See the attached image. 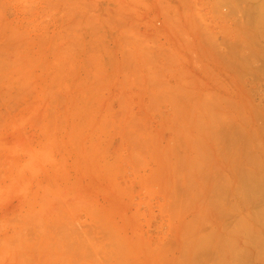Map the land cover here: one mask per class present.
Returning <instances> with one entry per match:
<instances>
[{"label": "rangeland", "instance_id": "obj_1", "mask_svg": "<svg viewBox=\"0 0 264 264\" xmlns=\"http://www.w3.org/2000/svg\"><path fill=\"white\" fill-rule=\"evenodd\" d=\"M263 19L0 0V264H264Z\"/></svg>", "mask_w": 264, "mask_h": 264}, {"label": "bare ground", "instance_id": "obj_2", "mask_svg": "<svg viewBox=\"0 0 264 264\" xmlns=\"http://www.w3.org/2000/svg\"><path fill=\"white\" fill-rule=\"evenodd\" d=\"M260 2H261V0H260ZM258 20H259V19H258ZM263 20H264V19H263ZM263 20H261V21H263ZM258 31H259V30H258ZM258 33H260V32H258ZM260 34H261V33H260ZM262 36H263V35H262ZM262 39H263V37H262ZM260 40H261V39H260ZM247 44H248V43H247ZM260 45H261V44H260ZM249 49H250V48H249ZM251 50H252V49H251ZM248 179H250V178H248ZM250 180H251V179H250ZM250 180H249V181H250ZM249 184L251 185L252 182L249 183ZM249 184H248V185H249ZM250 188H251V187H250ZM259 188H261V187H259ZM251 189H254V188H251ZM255 189H256V188H255ZM262 191H263V190H262ZM258 215H259V214H258ZM262 239H263V238H262ZM262 239H261V240H262ZM258 242H259V241H258ZM262 242H263V241H262ZM262 242H261V243H262ZM258 244H259V243H258ZM263 245H264V244H263Z\"/></svg>", "mask_w": 264, "mask_h": 264}]
</instances>
